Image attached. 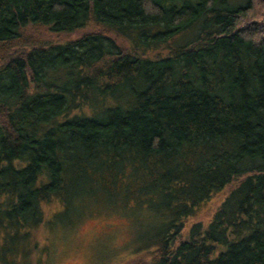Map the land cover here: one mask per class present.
<instances>
[{
    "label": "trees",
    "instance_id": "obj_1",
    "mask_svg": "<svg viewBox=\"0 0 264 264\" xmlns=\"http://www.w3.org/2000/svg\"><path fill=\"white\" fill-rule=\"evenodd\" d=\"M53 198L146 208L129 264H264V0H0V234Z\"/></svg>",
    "mask_w": 264,
    "mask_h": 264
},
{
    "label": "rangeland",
    "instance_id": "obj_2",
    "mask_svg": "<svg viewBox=\"0 0 264 264\" xmlns=\"http://www.w3.org/2000/svg\"><path fill=\"white\" fill-rule=\"evenodd\" d=\"M227 1L232 5L246 2ZM32 34L47 37L38 30ZM188 37L179 36L175 44L188 41ZM230 188L227 185L216 191L195 208L187 219L185 235L192 223H207ZM118 201L86 200L82 209L69 212L63 211V204L57 198L41 201L43 220L29 228L28 235L12 238L13 232L0 234V264H129L131 258L146 249V232L150 228L146 231L148 223L140 218L149 212L146 208L134 209L133 201L130 205Z\"/></svg>",
    "mask_w": 264,
    "mask_h": 264
}]
</instances>
